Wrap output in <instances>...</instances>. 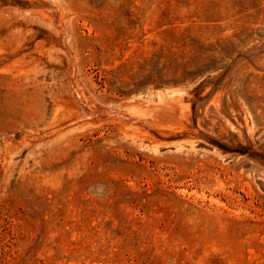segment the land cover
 Segmentation results:
<instances>
[{
  "label": "rangeland",
  "instance_id": "374dc122",
  "mask_svg": "<svg viewBox=\"0 0 264 264\" xmlns=\"http://www.w3.org/2000/svg\"><path fill=\"white\" fill-rule=\"evenodd\" d=\"M0 264H264V0H0Z\"/></svg>",
  "mask_w": 264,
  "mask_h": 264
}]
</instances>
